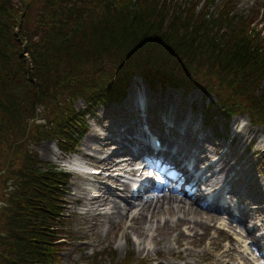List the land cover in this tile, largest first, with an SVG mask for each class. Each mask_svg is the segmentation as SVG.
Returning a JSON list of instances; mask_svg holds the SVG:
<instances>
[{"label":"trees","instance_id":"obj_1","mask_svg":"<svg viewBox=\"0 0 264 264\" xmlns=\"http://www.w3.org/2000/svg\"><path fill=\"white\" fill-rule=\"evenodd\" d=\"M198 4L199 0H0V145L9 132L24 125L27 129L43 106L38 101H45L54 113L50 129L25 131L35 144L51 136L70 153L79 134L71 127L79 131L85 126L72 104L82 97L92 110L96 104L120 100L136 74L152 87L188 90L202 83L227 120L246 112L251 124H264V97L254 90L264 78V48L257 43L263 31L239 28L236 42L244 57L231 65L228 53L234 47L228 40L220 47L218 34L229 21L216 12L208 17L209 9L198 11ZM209 79L216 80L213 89ZM66 91L67 99L62 98ZM25 149L15 182L0 195V264H54L49 246L59 238L46 236L62 215L60 191L66 175L37 161L31 147ZM12 162L0 164V173L9 174Z\"/></svg>","mask_w":264,"mask_h":264},{"label":"rangeland","instance_id":"obj_2","mask_svg":"<svg viewBox=\"0 0 264 264\" xmlns=\"http://www.w3.org/2000/svg\"><path fill=\"white\" fill-rule=\"evenodd\" d=\"M190 1L194 2L195 0ZM208 3H210L208 7L204 6ZM202 7L204 10L209 9L208 17L216 16V13H219L218 16L222 15L229 21L228 24L218 29V34H221L223 42L219 44L220 47L226 45L227 40L230 42V45L234 47L231 48V51L228 53L229 64L231 65L235 60L244 57L236 42V38H238L236 33L240 27L244 30H247V26L253 29H255L254 27H257V29L259 27L264 33V0H208L204 4L203 0H199V4L196 8L200 11L203 10ZM168 16H170L169 12ZM255 19L259 20V22H252ZM255 23H258V25L255 26ZM211 31H213V29ZM257 43L264 48V37L263 40ZM222 49L225 48L222 47ZM24 57L27 58L26 53H24ZM110 65L112 67L113 64ZM208 82H210L208 83V87L213 89L216 80L209 79ZM135 84L138 87H135ZM201 85L204 87V84L201 83ZM201 85L191 87L188 90L161 86L159 84H155L152 87L140 74H136L132 77L127 87L125 97L118 100L116 103L112 102L104 105L103 103H99L94 105L92 110H88L84 99L79 97L72 104V108L75 112L79 111L85 126L79 131L77 128L71 127L73 131L79 133L77 134V138H75V150L85 147L83 145L84 141L92 132H97L98 134L101 132L103 135H108V131H106L104 127L110 125L114 119H118L130 125L131 129H127V132L137 128L144 129L140 126L142 123L141 119L132 123L125 120L123 121L120 116L121 112L119 111L118 113L117 110L122 107V112H128L125 110L127 108L125 103L128 101V98L132 102L133 98H135V96L133 97L135 92L138 91L137 93H143L144 98L150 106L155 109L157 116L167 114L169 120L163 119L164 121H173L172 124L178 126L181 121L188 120L192 117L194 120L205 124L200 129L199 127L193 128L195 131H192V128L189 127L188 133L180 131L175 127L178 133L187 135L188 138L191 136L190 134H193L191 139L195 141L193 143L186 138H182L183 142H187V146L185 145L183 149L177 148L182 154L181 159L183 158L180 166L186 168L185 164L189 162L193 154L194 156L190 160L193 161V163L196 162L197 167L200 166V163H213V167L206 169V172H209L211 169L214 170V168L215 171H218L222 160H225L228 171L224 174V177L227 175L230 177V182L228 184L231 185V190L235 197L233 201L234 205L236 201H238L233 213L239 215L237 217L240 218L239 221H242V223L238 225L241 228L235 227V229H240L242 236L249 234V239L253 236L256 237V235L260 236L258 232L261 230V233H263L262 227L264 226V124H251L248 121L246 112L244 115L232 116L227 120V118L223 117V114L219 113L221 112L220 106L214 104V94L204 93ZM263 87L264 78H260L256 82L254 90L260 94L259 96L264 97ZM224 94H228L229 97H231V93L228 90H226ZM68 95L69 92L66 91L62 94V98L66 97L67 99ZM39 103H42L43 106L37 110L38 115L36 118L29 121L27 129L26 125H24L15 132H9L7 137L2 140V144L0 145V164H8L10 161L12 162V159L13 162L12 168H9V174L0 173V195L1 192L5 191V186H9L10 183L15 182V168L22 164V152L26 150L25 148L31 147L35 154L33 157H35L37 161H41L44 165H54L63 169L61 165L63 154L56 147L55 139L50 136L38 140L35 144L33 140L29 139L30 137H28L25 131L26 129L36 133L41 128L50 129V120L54 114L53 108H50L51 104L45 101H38L37 104ZM57 103L58 99L56 101V104ZM207 105L210 106V108H207ZM110 111H112V114ZM216 112L219 114H215ZM113 113H117V115ZM201 116L202 119H204L203 122ZM37 117H42L39 120L40 122H36ZM104 117H107L106 121H104ZM224 123L225 125L227 124L226 127H224ZM161 128L169 127L161 124ZM220 129H222V131L227 130L226 133L229 135L221 134L222 132L220 133ZM110 134L114 133L110 132ZM157 135L161 140V147H165V135L163 136L161 133H157ZM168 139L170 138L168 137ZM26 140L28 141L22 146ZM174 143L172 140L173 146H176L177 143ZM76 154L77 153L68 156L75 157ZM170 157L171 156H169V159ZM102 181L104 184L100 183L95 185L111 186L112 189L117 192L115 198L120 200L122 196V186L113 182H104L103 179ZM83 187L86 188L84 191H87L90 197L92 193H89V190L94 188L93 182L78 178L74 175H68L67 182L63 184V188L60 191L61 202L59 204V212L62 213V215L51 223L53 226L52 230H50L51 232L49 231L51 235L46 236L51 238V240L59 238L58 241L54 242L55 244L49 246L54 264H170L169 262L174 260H178L175 264H183L182 262L186 260L193 261V258L189 256H187L185 260H180L168 255V250L163 247V242L166 240L161 239L157 241L163 233H166L165 230L155 231L154 227H152L151 232L145 231L142 238L137 240L138 242H134L133 239L135 236L128 226L132 222L133 213L138 212L139 206H136V209H134L135 207L128 209L129 211L126 217L123 216L120 221H118V218H114L113 221H108L109 218L103 213L110 211L107 206L103 205L102 207H97L95 205L96 203H90V205H88L84 204V202L74 201L75 198L82 195L80 190ZM126 191H129L128 188H126ZM150 193L151 192H147L143 194V196ZM89 207L93 208L91 214L97 215L95 219L93 218L94 226L91 230H83V234H87V236L85 238H79L77 234L81 232L79 235H82V230L79 229V224L82 221V213L87 211ZM243 209L246 211L243 212ZM202 212L201 218L193 214L186 216L187 219L193 220L197 218L201 220V222L198 223H202V225L194 226L193 229H188L189 223L184 224L185 221H182V218H185V216L182 213H158L157 216L152 218L151 223H158L167 228L165 220H169L171 224L181 221L179 226L170 228L169 232L165 234L169 238H176L178 235H180V237L182 236L180 242H176L175 245L174 243L172 244L174 245L173 251L176 252L178 248L182 250H191V252L195 253V262L199 261L198 264H210V260H205L203 257L206 251H208V253L209 251H213L212 259H215L219 256L221 251L227 248L226 246L229 241L232 242L229 243L231 246L235 245L237 248L239 242L231 238V236L234 235V230H229L228 224L219 220V222H221L220 224L218 220L214 221V219H211L209 216L214 213L205 210ZM246 212L248 213L247 216ZM218 217H221V215H216L215 218ZM260 221H262L261 224L256 225L254 230H251L250 225L252 223L259 224ZM145 222L144 218H139L137 226H145ZM117 224L121 225L120 229H117ZM146 224L149 223L146 222ZM192 234L193 236H191ZM157 249H160L162 253L155 255ZM233 254H235V252L232 250V256ZM151 258H154L153 261H150Z\"/></svg>","mask_w":264,"mask_h":264},{"label":"bare ground","instance_id":"obj_3","mask_svg":"<svg viewBox=\"0 0 264 264\" xmlns=\"http://www.w3.org/2000/svg\"><path fill=\"white\" fill-rule=\"evenodd\" d=\"M131 93V92H130ZM131 99V97H130ZM121 112V109L118 110ZM117 115V113H115ZM107 118V117H106ZM122 121L118 119H114L110 123V125H106L104 127L105 130H108L112 133L119 134L120 137L117 139L113 135H103V133H97V132H92V134L89 135L88 138L85 139L84 141V146L82 148H77L78 153L83 156V157H90L92 161H94L96 164H98V168H101V173L98 175L99 178L104 180V182H113V183H118L119 179L115 178L114 176L107 175V177H104L105 174H107L108 171L114 168H121V172H129V173H135L137 172L138 169H134L132 167V163L134 162L133 159L125 157L124 154H121L123 150L125 149H132L129 145H133L134 142L138 145L136 147V151L140 149V145L142 143V138L135 137L132 135V132H125L121 131L120 127L122 126ZM146 137L144 134L142 135ZM134 141V142H131ZM190 142H195L194 139H190ZM187 143V142H186ZM171 145V141L166 140V147L169 148ZM185 146V145H184ZM184 146H180L178 148L183 149ZM179 163H181V157L182 154L180 151L177 149L175 154L170 157V159H165L163 158L162 161L166 166H168L171 162H176L177 159ZM183 159V158H182ZM132 167V168H131ZM199 167H196V169ZM228 168H227V163L225 160H222L220 167L218 171H215L214 174L211 176L203 177L207 178L206 182L204 184L198 183L195 180H192L190 176L186 175L184 173V177L180 178L182 174H173L170 175L167 178V181L165 182L164 186L161 188L162 190L160 191H153L150 194L144 195H132L130 191H126V189H122V196L120 200H117L115 198V195H117V192L112 189L111 186L103 185V186H95L94 188L96 189L97 194L94 196H88V192L84 191L86 188L83 187L81 188L80 192L82 195L79 197L75 198V202H84V204L90 205V203H96L95 205L97 207L99 206H107L110 211L103 212L108 218V221H113L114 218H118L120 221L123 216L126 217V214L128 213V209L134 208L136 209V206L138 207V212L133 213L132 215V222L129 224L128 228L133 232L134 237V242L137 240L141 239L144 232H151L152 227H154L155 231L159 230H165L166 233H163L160 238L157 239V241L161 239H165L166 241L163 242V247L168 250V255H171L172 257H175L176 259L180 260H185L187 256L192 257L193 261L186 260L185 262H182L183 264H198L199 261L195 262V253L191 252V250H182L181 248H178L176 252L173 251L174 245L176 242H180L182 239V236L178 235L176 238L168 237L165 234H167L170 230V228L174 226H179L181 224V221L176 222L175 224H171L169 220H165L167 228L164 227V225H160L158 223H151L152 218L157 216L158 213H182L185 218H182V221H185V223H189L188 229L189 228H194V226L197 225H202L201 220L199 219H187L186 216L188 215H196V217L202 216V211H208L214 214H210L211 219H215L216 215H218L217 209L219 208L218 204L220 201H222V197L224 196L225 193H231V189L226 188V184L229 183L227 181L226 184H223V186L220 187V190L217 192V194L213 195V192L216 190L218 185L220 183H223L225 181L224 174L227 173ZM104 173V174H102ZM181 173V172H180ZM115 178V179H114ZM199 179V178H198ZM100 184V183H98ZM111 185V183H110ZM214 185V186H213ZM201 186H205L207 191L203 192L201 190ZM213 186L212 189H209L208 187ZM79 187V186H78ZM83 189V190H82ZM226 191V192H225ZM200 193L201 198H205L206 196H213V202L212 206L214 209L209 210V208L202 207L199 203H197V195ZM138 201V202H137ZM137 203V204H136ZM91 210H93L92 207H89L87 211L82 213V221L79 224V229L82 230V235L81 232L77 234V236L80 238H85L87 234H83V230L88 229L91 230L94 226L93 220L97 216L96 214H91ZM246 210L243 209V212ZM225 214H228L225 211H222ZM100 214V213H99ZM229 215V214H228ZM248 213L246 212V216ZM94 218V219H93ZM139 218H144L146 222L149 224L144 223L145 226H137V222ZM201 218V217H200ZM232 221L234 219L228 218ZM239 217L235 218L236 225L229 222L228 220L225 221L224 223L228 224L229 230H234L231 238H234L236 242H239V247L237 248L235 245L231 246L229 243H232L229 241L228 247L221 251L219 256L215 259H212L213 256V251H206L204 254V259L205 260H210V264H227V262H230L231 264H243L244 261L248 262H253V257H250L247 254L241 255V252H249L250 249V244L247 242L248 237L242 236L240 234V230L235 229L238 228L239 224L242 223V221H239ZM164 222V223H165ZM218 223L221 224V222L218 221ZM147 225V226H146ZM225 226V224H224ZM121 225L117 224V229H120ZM191 229V230H192ZM126 233V232H125ZM153 236V235H152ZM151 236V237H152ZM193 236V234L191 235ZM259 240L258 237H255V242L252 245H257V241ZM138 242V241H137ZM174 243V245H172ZM187 247V246H186ZM185 247V248H186ZM189 248V247H188ZM214 249V248H213ZM232 250L235 252L232 256ZM159 251V252H157ZM240 252V253H239ZM161 250L157 249L155 255L161 254ZM170 257V256H169ZM154 258H151L150 261H153ZM178 260H174L172 262H169L170 264H175L177 263Z\"/></svg>","mask_w":264,"mask_h":264}]
</instances>
